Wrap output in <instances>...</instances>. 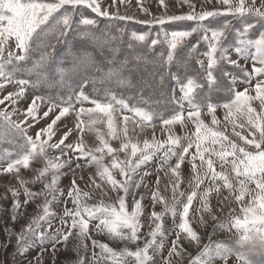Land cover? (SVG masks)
Listing matches in <instances>:
<instances>
[{
	"label": "snow or ice",
	"instance_id": "snow-or-ice-1",
	"mask_svg": "<svg viewBox=\"0 0 264 264\" xmlns=\"http://www.w3.org/2000/svg\"><path fill=\"white\" fill-rule=\"evenodd\" d=\"M153 2L0 0V264H264V0Z\"/></svg>",
	"mask_w": 264,
	"mask_h": 264
},
{
	"label": "rangeland",
	"instance_id": "rangeland-1",
	"mask_svg": "<svg viewBox=\"0 0 264 264\" xmlns=\"http://www.w3.org/2000/svg\"><path fill=\"white\" fill-rule=\"evenodd\" d=\"M107 2L108 3H110L111 2V0H107ZM147 2L148 3H150L151 4V7H152V10L154 11V12H156L157 11V8H156V4L153 2V0H147ZM133 4H135V0H133ZM185 11L187 10L186 8L184 9ZM131 11L132 12H135L136 11V9H135V7H133L132 9H131ZM176 11L177 12H179L180 11V9H176ZM142 18V17H141ZM134 24V23H133ZM122 25V24H121ZM133 27H134V25H132ZM141 26V29H140V31H157V30H159L158 28H154V29H150V27L149 26H147V25H140ZM145 26V27H144ZM166 30H171V29H166ZM126 36H128L129 37V39H130V36L128 35V33L126 34ZM150 39H151V37H150ZM204 50V48H203V46H201V51H203ZM177 95H179V92H177ZM44 122L43 121H41V125L43 124ZM67 123L69 124V126H71V121L69 120V121H67ZM35 131V129H31L30 131H29V134H32V132H34ZM0 146H3V147H7L8 146V144H7V142H4L2 145H0ZM65 183H66V181H65ZM0 190H2V189H0ZM29 211H31V208L29 209ZM211 229H208V231H210ZM228 235H230V234H227V233H224V232H220L219 234H218V236L217 237H213V239H217V238H219V239H224L226 236H228ZM3 238V233L2 232H0V239H2ZM101 239H104L103 237H100ZM233 239H235V237H233ZM206 242V241H205ZM116 243L117 242H113V246H115L116 245ZM185 248H187V250L189 251V252H191L192 253V255L194 256L195 254H196V252L198 251V249L195 247V245H189L188 243H185ZM9 251H11V249H9ZM0 258H3L2 256H0ZM183 264H188V259L187 258H185L184 259V261H183Z\"/></svg>",
	"mask_w": 264,
	"mask_h": 264
},
{
	"label": "trees",
	"instance_id": "trees-1",
	"mask_svg": "<svg viewBox=\"0 0 264 264\" xmlns=\"http://www.w3.org/2000/svg\"><path fill=\"white\" fill-rule=\"evenodd\" d=\"M132 25H134V27L132 26ZM120 27H125L128 31L126 32V34L127 33H130L131 31H140V29H141V26L140 25H136V24H130V25H125V24H120L119 25ZM110 27H113L112 25H110ZM145 27V26H144ZM126 34H125V37H124V39L125 40H129V37L128 36H126ZM160 49H157V51H159ZM176 69L175 68H173V71H175Z\"/></svg>",
	"mask_w": 264,
	"mask_h": 264
}]
</instances>
